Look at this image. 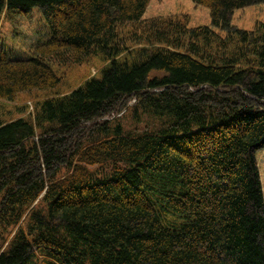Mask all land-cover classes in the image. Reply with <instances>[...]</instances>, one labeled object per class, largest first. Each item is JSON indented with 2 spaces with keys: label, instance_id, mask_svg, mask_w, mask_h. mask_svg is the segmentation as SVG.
Masks as SVG:
<instances>
[{
  "label": "trees",
  "instance_id": "1",
  "mask_svg": "<svg viewBox=\"0 0 264 264\" xmlns=\"http://www.w3.org/2000/svg\"><path fill=\"white\" fill-rule=\"evenodd\" d=\"M191 1L209 27L143 19L151 0H0L49 27L26 58L0 46V100L44 93L0 112V264H264V26L231 24L264 0ZM91 57L62 93L51 61Z\"/></svg>",
  "mask_w": 264,
  "mask_h": 264
},
{
  "label": "rangeland",
  "instance_id": "2",
  "mask_svg": "<svg viewBox=\"0 0 264 264\" xmlns=\"http://www.w3.org/2000/svg\"><path fill=\"white\" fill-rule=\"evenodd\" d=\"M156 17H184L187 18L189 28L210 26L208 9L196 6L191 0H151L142 18L150 19ZM231 24L248 31L260 25L264 26V5L254 4L234 11ZM48 35V24L37 7L32 8L26 15L13 13L0 18V46L3 52L11 59L28 57L32 54L37 43L46 40ZM51 63L56 72L63 76V81L69 82L62 88V93H66L69 89L79 85L86 79L97 76L98 71L105 64L97 57H91L79 64L58 63L56 61H51ZM40 97H44V93L35 91L21 94L13 102L0 100L2 120L32 119L34 105L37 100H40ZM115 117H120V121L126 131L130 130L134 133L149 131L145 128L151 129V127L156 126L154 120L146 117L141 118L139 121L132 120L128 111H124ZM255 157L264 198V149L259 150Z\"/></svg>",
  "mask_w": 264,
  "mask_h": 264
}]
</instances>
